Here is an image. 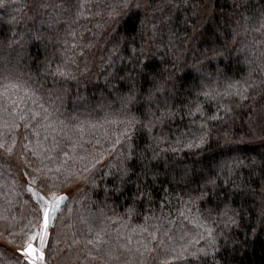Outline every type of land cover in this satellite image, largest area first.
I'll return each instance as SVG.
<instances>
[{"label": "trees", "instance_id": "16d2710c", "mask_svg": "<svg viewBox=\"0 0 264 264\" xmlns=\"http://www.w3.org/2000/svg\"><path fill=\"white\" fill-rule=\"evenodd\" d=\"M117 2L0 0V90L18 85L0 121L43 104L51 123L0 129L16 143L0 151V264H25L31 177L67 196L40 264H162L201 224L215 251L173 264H264V0H143L110 15ZM25 91L38 103L14 105ZM202 133L211 147L189 148Z\"/></svg>", "mask_w": 264, "mask_h": 264}, {"label": "snow or ice", "instance_id": "6c2138e0", "mask_svg": "<svg viewBox=\"0 0 264 264\" xmlns=\"http://www.w3.org/2000/svg\"><path fill=\"white\" fill-rule=\"evenodd\" d=\"M65 2H70V0H65ZM57 7H61V5H57ZM78 9H85L86 10V3H80L78 6ZM112 8V13L110 15H115L121 12H124L125 9H131L133 7L139 9L143 7V0H118L117 3H114L110 5ZM125 15H127V12H124ZM78 15H83L82 11H78ZM218 52V50H216ZM140 52L143 53V48L140 49ZM143 59V56H136L134 55L133 63H139ZM150 59V58H149ZM144 67H147V64L143 65ZM61 76H65V73L60 72ZM174 75V73H169V76L171 77ZM166 84L159 85L157 90H166ZM18 89V85L14 84H5L3 86V89L0 90V97L3 96H9L10 94H15ZM247 89L240 90L237 89L236 94L240 96L241 99H247V96L244 95V92H246ZM205 95H209L208 93H205ZM25 99L31 101L33 104L38 103V98L35 96V93H30L29 91H25L23 96L17 97L13 100L14 105H23ZM132 97L127 98V102H131ZM39 108L43 109V114L39 111H35L32 109L25 110L23 107H18V110L15 113V116L9 124L8 121H0V129L3 128H11V129H18L20 122L24 123L25 129H28L30 127L31 120H35L37 117H40V119L48 122V126H51L50 123V114L48 113V109L44 107L43 104H39ZM28 111L31 112V116H29L27 113ZM195 111L200 112L201 108L199 105H195ZM218 116H212L211 119H219ZM133 122H129V125H131ZM125 135H127V132H125ZM0 137H3L0 139V151H3L5 154L11 155L13 154V151L16 147L15 143V137L12 138L11 141H9L6 138V133L3 131H0ZM198 143L193 141L188 144L189 148H202L203 146L207 145L208 148L211 147L208 139L207 134H200L197 137ZM116 144L120 143L119 138L115 141ZM25 148H28L27 145L24 146ZM29 151H32V149H28ZM238 151L239 149H231L228 148L226 151ZM109 153L111 152V149L107 150ZM101 158L97 157L94 161L91 162L92 167L94 168L96 164L100 163ZM255 163V161H253ZM261 163L264 164V158L261 159ZM87 167V166H86ZM57 172L60 170L57 169ZM124 175H127L126 170L123 172ZM70 179V178H69ZM43 183V179L38 183L37 179L35 177H31L29 179V182L27 186L25 187V191L30 194V197L32 201L34 202V207L36 208V220L37 223L33 225L26 233H24V239L21 246L20 255L24 259L25 264H40V262H43L45 257L43 254V249L46 246L47 239L49 237V228L50 226H54L55 222L60 218V215L63 212V206L65 205V202L67 201V196L60 194L56 188L55 183L53 182V185L48 189V191H43L41 184ZM209 183L214 187L215 181L209 179ZM203 197V193H201V198ZM131 211V210H130ZM225 216H230V210L225 209L224 212ZM231 219L234 222V216H231ZM204 229V232H198L195 239H189L186 240L184 243H182L179 247V249L172 247L170 249H165V258L162 261V264H173V261H180L187 259L188 257H191L193 260H200L201 257H207L209 255L208 248H212L213 251H215V237L213 236L212 229L206 227L205 225H200ZM102 231V230H101ZM207 233V246H200L197 247L199 244V240L201 238H205L204 234ZM97 238L98 240L101 239L100 232H97ZM150 235H155V233H152ZM88 243H93L91 240L88 241ZM159 243L163 246L164 241L160 240ZM149 242L145 241L142 243V248L136 249V252L140 256H144L146 253L150 252L151 249L148 246ZM37 245L39 247H37ZM91 256V253H89ZM168 257H172V259H169ZM92 259H96L95 256H91ZM112 259H118V257L113 256ZM203 264H207V261L204 260Z\"/></svg>", "mask_w": 264, "mask_h": 264}, {"label": "rangeland", "instance_id": "374dc122", "mask_svg": "<svg viewBox=\"0 0 264 264\" xmlns=\"http://www.w3.org/2000/svg\"><path fill=\"white\" fill-rule=\"evenodd\" d=\"M259 137H260V136L255 135V136L253 137V139H254V140L257 139V140L259 141V139H260ZM254 140H252L253 143H251V144H255V143L257 144V143H258V141H256V142L254 143ZM261 141H262V140H261ZM261 141H259V142L261 143ZM50 227H51V226H50ZM49 230H50V228H49ZM37 247H39V246L37 245ZM43 252H44V250H43ZM43 254H44V253H43ZM42 263H44V261H43Z\"/></svg>", "mask_w": 264, "mask_h": 264}]
</instances>
